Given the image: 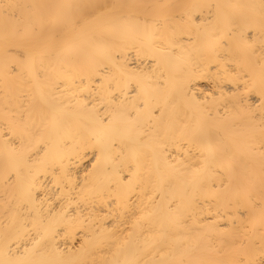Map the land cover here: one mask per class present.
Here are the masks:
<instances>
[{
    "label": "bare ground",
    "instance_id": "1",
    "mask_svg": "<svg viewBox=\"0 0 264 264\" xmlns=\"http://www.w3.org/2000/svg\"><path fill=\"white\" fill-rule=\"evenodd\" d=\"M0 264H264V0H0Z\"/></svg>",
    "mask_w": 264,
    "mask_h": 264
}]
</instances>
